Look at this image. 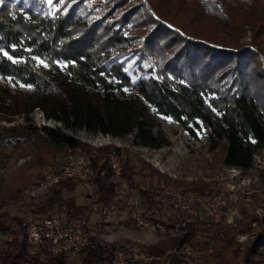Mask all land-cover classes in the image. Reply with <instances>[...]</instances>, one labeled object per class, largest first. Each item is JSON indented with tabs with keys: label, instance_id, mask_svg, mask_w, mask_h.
I'll return each instance as SVG.
<instances>
[{
	"label": "trees",
	"instance_id": "16d2710c",
	"mask_svg": "<svg viewBox=\"0 0 264 264\" xmlns=\"http://www.w3.org/2000/svg\"><path fill=\"white\" fill-rule=\"evenodd\" d=\"M248 29L250 40L240 41ZM263 40L264 0H0V78L33 86L31 91L11 90L0 81V116L12 121L0 123V145L40 137L18 170L0 173V226L20 220L1 209L3 203L20 200L24 186L43 169L58 168V153L81 150L88 155L87 180L95 186V197L78 202L73 194L65 196L76 181L62 179L22 204L33 211H63L72 219L88 218L94 204L119 202L107 153L121 147L93 145L73 130L133 132L134 142L159 146L166 141L153 131L148 105L192 134L204 127L211 147L222 150L224 164L251 166L264 147V54L258 49ZM35 106L61 124L30 122ZM125 150L122 176L138 187L143 212L166 223L184 222L176 233L145 243L123 236L105 242L91 237L74 255L77 264H113L117 247L127 241L148 252L189 243L205 264H264V212L235 224L185 219L187 212L170 203L173 213L166 214L165 188L179 186L184 198L191 189L205 199L217 189L173 177ZM248 231L252 236L240 247L236 233ZM172 258V264H179V257ZM64 262L62 252L31 244L23 228L0 244V264Z\"/></svg>",
	"mask_w": 264,
	"mask_h": 264
},
{
	"label": "rangeland",
	"instance_id": "374dc122",
	"mask_svg": "<svg viewBox=\"0 0 264 264\" xmlns=\"http://www.w3.org/2000/svg\"><path fill=\"white\" fill-rule=\"evenodd\" d=\"M250 37L251 31L248 29L239 39L247 42ZM258 49L261 54H264V40L258 45ZM0 81L6 83L11 90L31 91L33 89L32 85L13 81L8 76L1 77ZM147 111L154 122L153 131L166 141L159 146L134 142L132 139L133 132L114 135L102 131H90L85 128H76L73 132L93 145L106 142L119 145L122 155L125 153L126 148L131 156L133 154L130 152H136L148 159L159 170L185 182L200 180L208 183L210 187L217 189V193L206 197L216 201L218 207L223 211L222 219L225 222L235 224L238 221H245L251 215L260 216L264 212V147L254 154V162L247 168L227 165L222 161V150L211 147L209 136L204 127L192 134L178 120L170 115L157 112L151 105L147 106ZM29 115L31 117L30 122L37 125L42 123L61 124L59 120L47 117L38 106H35ZM15 118L22 119L21 116L17 115H15ZM10 122L12 121L3 119L0 116V123ZM39 139V135L33 134L13 146L8 143L1 144L0 173L5 174L18 170L20 164L30 157ZM68 157L69 154L58 153L56 156L58 167L64 164ZM136 177L139 178L138 175ZM28 185L30 183L25 185L24 188ZM187 185L191 186V184ZM69 194H73L78 202H90L96 195L95 186L88 180L76 181V185L72 190L64 192L65 196ZM218 199L224 201L222 205L217 202ZM60 204L61 207L64 206L63 202ZM166 205L165 212L171 215L174 208L167 203ZM123 208L124 206H121L117 212L119 217L122 215V220L108 225L107 228H100L94 221L98 215V205L94 204V210L88 217L92 229L100 232L106 229L108 233L115 237L139 238L144 242L155 240L156 230L129 225L126 215L123 213ZM117 215L115 214V217ZM250 236H252L251 231L237 232L236 238L239 241V246L243 247ZM72 259L71 262L66 264H77L76 260Z\"/></svg>",
	"mask_w": 264,
	"mask_h": 264
},
{
	"label": "built area",
	"instance_id": "2783aa9c",
	"mask_svg": "<svg viewBox=\"0 0 264 264\" xmlns=\"http://www.w3.org/2000/svg\"><path fill=\"white\" fill-rule=\"evenodd\" d=\"M107 160L111 179L118 187L120 200L98 207V215L94 220L97 226L107 228L108 225L122 220V215L119 217L117 212L121 206H124L123 213L126 215L128 224L143 229H155V239L161 235L176 233L184 219H176L172 223H166L157 218L158 216L153 218L143 212L138 187L125 182L122 176L121 150L117 148L109 150ZM89 173L88 155L81 150L69 154L68 159L60 167L43 169L42 174L22 190L20 200H9L3 203L1 209L17 215L20 220L6 226H0V244L12 239L23 228L31 244L41 243L52 252H62L65 256L63 264H66L91 237H95L100 242L114 241L119 238L112 236L106 229L103 232L95 231L86 217L67 219L63 211H33L22 204L24 200L44 194L53 182L62 179L85 181ZM185 195L186 198L183 197L182 190L178 187L165 188L161 200L170 203L173 207H181L187 212L185 219H191L195 216L203 219H222L223 211L218 207L216 201L196 196L192 190H188ZM217 202L222 205L224 201L218 199ZM136 240L145 243L139 238ZM173 256L180 258L179 264H205L200 253L189 243L176 244L159 252H148L142 244L129 241L117 247L113 264H125L129 260L137 262L154 260L157 264H172Z\"/></svg>",
	"mask_w": 264,
	"mask_h": 264
}]
</instances>
